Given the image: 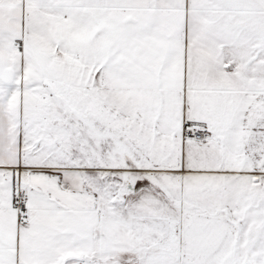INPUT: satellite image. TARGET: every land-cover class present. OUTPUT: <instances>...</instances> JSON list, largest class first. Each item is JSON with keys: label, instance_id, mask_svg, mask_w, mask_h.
I'll list each match as a JSON object with an SVG mask.
<instances>
[{"label": "snow or ice", "instance_id": "6c2138e0", "mask_svg": "<svg viewBox=\"0 0 264 264\" xmlns=\"http://www.w3.org/2000/svg\"><path fill=\"white\" fill-rule=\"evenodd\" d=\"M0 264H264V0H0Z\"/></svg>", "mask_w": 264, "mask_h": 264}]
</instances>
